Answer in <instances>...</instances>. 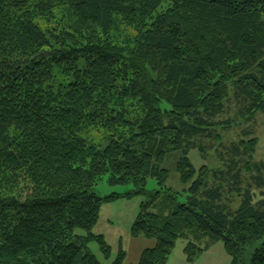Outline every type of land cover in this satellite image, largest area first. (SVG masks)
<instances>
[{
	"label": "trees",
	"instance_id": "trees-1",
	"mask_svg": "<svg viewBox=\"0 0 264 264\" xmlns=\"http://www.w3.org/2000/svg\"><path fill=\"white\" fill-rule=\"evenodd\" d=\"M57 5L68 20L48 32L37 19ZM120 22L137 33L126 46L111 40ZM231 92L264 116V0H0V264H101L88 248L96 240L109 255L91 232L101 204L133 196L143 199L131 235L150 243L130 264H165L178 238L190 261L221 241L230 264H264V208L248 195L230 210L189 157L204 152L197 139H217ZM95 126L99 142L86 136ZM177 152L180 190L165 165ZM104 174L132 188L99 196Z\"/></svg>",
	"mask_w": 264,
	"mask_h": 264
},
{
	"label": "rangeland",
	"instance_id": "rangeland-1",
	"mask_svg": "<svg viewBox=\"0 0 264 264\" xmlns=\"http://www.w3.org/2000/svg\"><path fill=\"white\" fill-rule=\"evenodd\" d=\"M167 4H165V7ZM81 17V16H80ZM68 16L64 7L57 5L54 9V17L50 20L38 18L37 22L42 29L52 32L63 29L67 23ZM133 26L120 22L118 29L111 32V40L118 46H126L129 38L136 35ZM56 76L61 80L64 78L62 72L55 70ZM56 77V78H57ZM215 121L220 123L215 129V137H201L197 139V145L204 147V152L193 149L189 157L196 168L204 165L209 170L208 183L211 186H220L223 191V204L234 211L239 208L245 197L251 196V202L258 209L264 208V183L258 186V175H261L264 182V116L256 112L252 115L246 114L239 101L232 97L225 102L224 110L218 114ZM99 127H90L87 131V138L94 142L101 141L103 132ZM214 135V136H216ZM246 145V149L243 145ZM238 147L239 153H233V147ZM176 154H171L165 165L170 169V179L167 185L172 189L180 190L183 186L180 184L174 163ZM255 164H263L261 171L258 172ZM223 171L224 174L213 175V170ZM240 172V183L232 184L233 176ZM146 187L154 189L157 183L154 179H148ZM132 188V184L110 183L108 175L104 174L95 185V192L99 196L109 194H125ZM235 188V189H231ZM142 196H133L131 198L118 197L110 201H104L101 204L99 216L92 227L91 232L103 237L109 246V255L106 256L101 250L99 242L92 240L88 243L89 250L94 254L101 264H114L118 251L122 248L126 252L123 264L135 263L138 259L140 250H142L149 239L142 237H133L131 235V226L137 215ZM79 234H87L86 230L77 229ZM261 241H264V237ZM260 242L252 244L244 249L242 257L248 261L251 253ZM150 243V242H149ZM186 240L178 238L175 246L169 255L165 264H230L231 258L225 251L221 241L211 243L207 250L198 253L192 261L187 259L183 248ZM196 246L204 248L206 241H202Z\"/></svg>",
	"mask_w": 264,
	"mask_h": 264
},
{
	"label": "crops",
	"instance_id": "crops-1",
	"mask_svg": "<svg viewBox=\"0 0 264 264\" xmlns=\"http://www.w3.org/2000/svg\"><path fill=\"white\" fill-rule=\"evenodd\" d=\"M147 244H148V243H146L145 245H147ZM139 253H140V252H139ZM136 261H137V260H136ZM136 261H135V262H136Z\"/></svg>",
	"mask_w": 264,
	"mask_h": 264
}]
</instances>
